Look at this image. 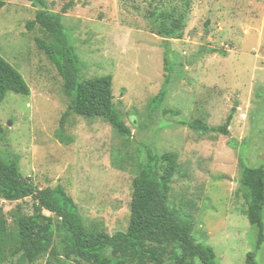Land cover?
<instances>
[{
	"label": "rangeland",
	"instance_id": "1",
	"mask_svg": "<svg viewBox=\"0 0 264 264\" xmlns=\"http://www.w3.org/2000/svg\"><path fill=\"white\" fill-rule=\"evenodd\" d=\"M41 1L63 15L80 78L111 75L113 104L131 135L102 118L66 113L63 79L35 42L51 38L37 24L26 26L38 5L7 0L0 54L30 93L7 91L0 103V156L18 161L39 188L64 186L84 223L112 234L128 226L132 182L147 152H172L169 204L192 221L195 241L213 249L217 264H245L250 251L264 264V241L257 248L239 190L243 164L264 168V0ZM162 24L180 38L159 34ZM229 116V135L188 125H223ZM0 208L16 232V218L34 211L33 199L0 198ZM4 257L0 264H10L18 254ZM46 262L47 255L32 264Z\"/></svg>",
	"mask_w": 264,
	"mask_h": 264
},
{
	"label": "trees",
	"instance_id": "2",
	"mask_svg": "<svg viewBox=\"0 0 264 264\" xmlns=\"http://www.w3.org/2000/svg\"><path fill=\"white\" fill-rule=\"evenodd\" d=\"M7 0H0V9ZM28 29L39 25L51 38H35L63 79V89L70 97L68 112L109 122L118 134L130 136L131 130L113 104L112 77L102 75L80 78L79 56L65 32L61 13L45 8L41 0ZM162 24L158 31L167 38H180V33ZM7 91L28 95L29 86L22 74L0 54V103ZM171 112L163 109V113ZM65 113V114H66ZM177 113V111H175ZM229 116L225 124L209 126L202 119L188 122L200 132L229 135ZM132 182L130 217L125 231L108 233L102 226H87L77 203L64 186L37 187L23 176L18 161L0 156V198L7 201L33 199L34 211L15 220L17 231L10 233L7 220L0 214V262L9 251L18 259L10 264H32L47 255L45 264H217L210 246L196 242L192 221L169 204L171 181L176 173V155L166 152L156 157L151 151ZM160 160L163 164H159ZM239 190L245 199V213L257 228V248L264 241L262 211L264 207V168L243 164ZM1 209V208H0ZM43 210L51 215H46ZM255 252L246 254L245 264H257Z\"/></svg>",
	"mask_w": 264,
	"mask_h": 264
}]
</instances>
